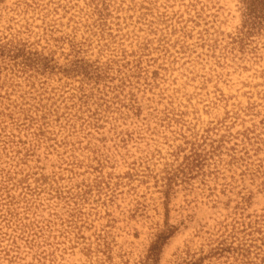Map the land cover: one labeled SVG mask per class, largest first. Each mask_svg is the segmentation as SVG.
Here are the masks:
<instances>
[{
  "label": "rangeland",
  "instance_id": "obj_1",
  "mask_svg": "<svg viewBox=\"0 0 264 264\" xmlns=\"http://www.w3.org/2000/svg\"><path fill=\"white\" fill-rule=\"evenodd\" d=\"M0 264H264V0H0Z\"/></svg>",
  "mask_w": 264,
  "mask_h": 264
}]
</instances>
